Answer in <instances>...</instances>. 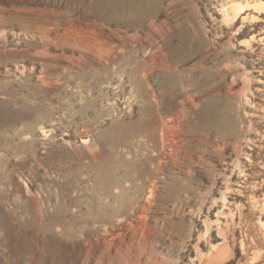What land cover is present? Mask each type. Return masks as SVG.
Segmentation results:
<instances>
[{"label": "rangeland", "instance_id": "1", "mask_svg": "<svg viewBox=\"0 0 264 264\" xmlns=\"http://www.w3.org/2000/svg\"><path fill=\"white\" fill-rule=\"evenodd\" d=\"M0 264H264V0H0Z\"/></svg>", "mask_w": 264, "mask_h": 264}]
</instances>
